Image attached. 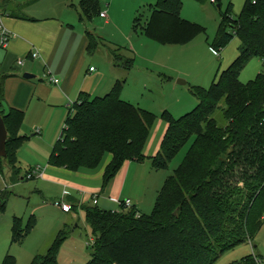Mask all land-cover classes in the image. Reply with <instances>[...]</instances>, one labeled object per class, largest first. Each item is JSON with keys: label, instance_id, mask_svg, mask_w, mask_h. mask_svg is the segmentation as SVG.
Segmentation results:
<instances>
[{"label": "trees", "instance_id": "1", "mask_svg": "<svg viewBox=\"0 0 264 264\" xmlns=\"http://www.w3.org/2000/svg\"><path fill=\"white\" fill-rule=\"evenodd\" d=\"M217 1L210 2L216 4L220 17L210 47L219 53L237 37L235 59L208 88L190 87L197 101L192 110L178 118L162 112L166 129L150 158L153 169H167L190 145L181 164L163 182L150 214H141L134 206L112 211L81 205L93 236L85 264H217L222 254L247 243L259 230L264 218V72L246 83L239 75L253 58L264 60V0H245L237 17L231 2L222 9ZM182 4V0H156L137 12L133 30L162 44L189 43L203 29L181 16ZM97 7L98 0H81L80 17L90 19L98 14ZM88 39L89 49H95L99 38L88 34ZM120 52L110 49L114 65L130 69L133 58ZM7 78L0 75V115L7 132V157L0 158V170L11 172L12 180L20 171L16 152L25 139L19 134L24 113L11 107L5 110ZM123 86L124 81L117 80L104 96L80 95L69 109L49 164L95 170L110 155L102 176L104 187L126 161L144 160L156 116L123 100ZM8 198L7 190L0 192V212ZM33 223L23 228L21 219L14 217L11 243H20ZM72 230L68 225L59 230L46 253L34 256L30 264H58L61 245ZM255 258V254L244 256L232 264H257ZM2 264H15V258L7 253Z\"/></svg>", "mask_w": 264, "mask_h": 264}, {"label": "crops", "instance_id": "2", "mask_svg": "<svg viewBox=\"0 0 264 264\" xmlns=\"http://www.w3.org/2000/svg\"><path fill=\"white\" fill-rule=\"evenodd\" d=\"M36 1L38 0H30L32 3ZM80 1L50 0L51 8L43 15L35 16L27 12L30 3H24L22 6L12 0H0V7L5 11L4 25L16 34L9 41L8 46L0 50V75H8L5 81V101L8 108H15L24 113L20 128L30 127L31 136L36 141L35 152L43 154L42 160H45L48 155L46 167L29 166L26 169V175L38 168L42 175L35 173L30 179L46 180L51 186L58 187L60 194L54 197L53 201L63 199L71 206L76 203V207H71L70 211L64 212L52 202V213L62 218L65 216V219L63 218L62 225L57 229L50 228L46 231L48 236L45 238L44 247L46 244L49 246L48 244L59 230L69 225L67 220L68 222L75 220L81 205L92 202L93 196L98 198L97 206L106 210L119 209L111 198L120 200L128 198L138 212L144 214L140 211L144 208L140 187L143 185L142 191L145 192V188L151 182L153 167L150 158L158 151L166 129L165 124V129L151 156L147 157L146 154L142 161H126L104 187L102 176L111 159L110 155L105 156L102 164L95 170L73 171L49 164V156L64 127L69 109L81 94H87L90 97L104 96L111 91L117 80H121L124 81L121 98L131 102L124 99L131 69L115 66L110 56V49L120 48L125 57L127 56L124 52L129 53V50L115 45L117 40L114 38V32L119 30L118 24L122 19L129 20L135 11H139L137 9L139 6L147 9L149 5L156 2L152 3L151 0H98V14L92 15L90 19H83L79 15ZM207 1L210 2V0H205L204 3ZM218 2L221 8L222 4L226 7L229 2L234 8L245 0H218ZM100 12H104L105 17H101ZM181 14H184V10ZM106 32L112 36V39H106L108 36ZM88 34L99 38V43L93 50L88 47ZM100 46L105 50H100ZM34 51L38 52L39 56L32 57L31 54ZM91 67L93 70L90 69ZM24 73H29L32 77L24 78ZM50 77L56 78L58 82H51ZM19 134L25 137L24 140L27 139L21 130ZM17 151L21 153L20 149ZM17 166L20 168L19 174L12 180L6 168L0 170V192L11 190L13 193L12 190H15L23 180V177H20L21 166L18 163ZM142 174L144 176L140 180L138 176ZM39 185L40 182H37V186ZM133 186L138 187L139 193H136ZM161 186L156 189L157 194ZM36 192L42 197L49 195V191L44 194L41 189H36ZM11 227L12 222L10 221L0 227L2 237L0 239V264L9 253L7 246L11 238ZM24 239L20 243L10 245L21 244Z\"/></svg>", "mask_w": 264, "mask_h": 264}, {"label": "rangeland", "instance_id": "3", "mask_svg": "<svg viewBox=\"0 0 264 264\" xmlns=\"http://www.w3.org/2000/svg\"><path fill=\"white\" fill-rule=\"evenodd\" d=\"M12 1L22 4V6L24 3H30L27 12L35 16L43 15L51 8L50 0H38L33 3L30 0ZM151 1L154 3L156 0ZM182 1L181 12L184 10V14H181L182 17L203 29L187 44H162L146 37L140 31H134L133 20L137 11L130 16L129 20L121 18L122 21L118 24L119 30L114 32V38L117 40L115 45L128 48L129 53L124 52V54L128 58H133L124 99H128L132 104L150 111L156 116L143 150L144 155H148L147 157L155 151L165 129L166 121L161 117L162 112L167 111L173 117L178 118L192 110L197 101L190 92V87L208 88L216 74L225 69L238 53L239 39L237 37H234L219 53L214 52L210 47L220 21L216 4L209 1L206 3L194 0ZM243 4L244 2L234 6L233 17L240 15ZM143 8L145 7L139 6L137 9L141 11ZM224 8L225 4H222V9ZM145 20L146 16L141 19V23ZM106 35H108L106 39H112V36L107 32ZM99 49L105 50L101 46ZM260 72H264V65L260 59L255 57L241 71L239 79L242 83H246L253 80ZM178 81L184 83L180 84ZM7 109L8 105L5 101V110ZM29 129L30 127L20 128L21 133H24L27 139L22 142L19 148L21 153L16 152V161L21 166L20 177H23V180L15 190H12L13 193L8 190L9 198L4 210L0 212V227H3L5 222H12L14 217L21 219L23 228L26 227L27 223L34 220L26 239L21 244L10 245L11 238H9L7 252L9 251V254L15 258V264H30L34 256L45 254L51 244H48L49 246L46 244L47 247L43 246L45 238L48 236L46 231H49L50 228L57 229L62 225L63 218L65 219V216L62 218L52 213L51 204L54 197L60 194V189L51 186L46 180L26 179V169L29 166L44 168L48 161V155L45 160H42L43 154L38 153V151L35 152L36 141L31 136L32 132ZM189 145L190 143H187L179 151L167 169H152L151 182L145 188V192L142 191L143 185L140 187V193L144 199V208L143 210L140 209L142 213L150 214L152 212L157 198L156 189L181 164ZM143 168L145 167L143 166ZM7 172L11 174L8 170ZM143 176L142 174L138 177L142 180ZM37 182H40L39 186H37ZM132 188L135 189L136 193H139L137 186ZM36 189H41L44 194L49 191V195L46 194L42 197L36 192ZM87 204L92 205L91 202H87ZM67 223L73 230L61 245L57 263L85 264L90 260L89 244H91L93 236L86 224L84 211L78 210L75 220H69V222L67 220ZM253 244H255V248H252ZM252 254L258 256L264 264V218L259 230L250 241L222 254L217 264L237 263L242 257Z\"/></svg>", "mask_w": 264, "mask_h": 264}, {"label": "built area", "instance_id": "4", "mask_svg": "<svg viewBox=\"0 0 264 264\" xmlns=\"http://www.w3.org/2000/svg\"><path fill=\"white\" fill-rule=\"evenodd\" d=\"M215 0H210V2H214ZM101 17H105V13L104 12H100L99 14ZM3 18H4V14L3 12L0 10V48L1 49H5L8 46L9 41L16 36L15 33H13L12 31H10L3 22ZM32 57H37L39 56L38 52L34 51L31 54ZM263 65H264V60H263ZM91 70H93V67L90 68ZM49 80L53 83H57L58 80L56 78L50 77ZM37 174L39 176H41L42 174L40 173V170L38 168H35L33 170H31L30 172L27 173L26 178L30 179L33 177L34 174ZM65 194H67V192H65ZM111 200L113 202L116 203V205L118 206V208L120 207H124V208H131L133 207V202L128 199H118V198H111ZM92 204L97 205L98 204V198L96 196H93V198L91 199ZM53 204L57 207H59L62 211L64 212H68L71 209V205L64 201L63 199H59V200H54ZM116 210H112V211H117ZM138 216V214H137ZM257 264H263L262 260L260 258H255Z\"/></svg>", "mask_w": 264, "mask_h": 264}, {"label": "water", "instance_id": "5", "mask_svg": "<svg viewBox=\"0 0 264 264\" xmlns=\"http://www.w3.org/2000/svg\"><path fill=\"white\" fill-rule=\"evenodd\" d=\"M24 78H30L32 77L31 74L29 73H24L23 74ZM178 83H184L183 81H178ZM6 137H7V132L5 129V125L3 122V119L0 115V158L2 159H6L7 154H6V150H5V141H6Z\"/></svg>", "mask_w": 264, "mask_h": 264}]
</instances>
